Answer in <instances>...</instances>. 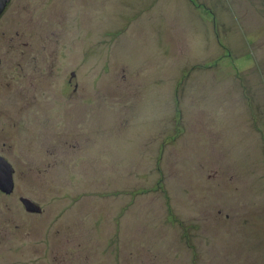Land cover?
Returning a JSON list of instances; mask_svg holds the SVG:
<instances>
[{
	"label": "rangeland",
	"instance_id": "rangeland-1",
	"mask_svg": "<svg viewBox=\"0 0 264 264\" xmlns=\"http://www.w3.org/2000/svg\"><path fill=\"white\" fill-rule=\"evenodd\" d=\"M0 155V264H264V0H10Z\"/></svg>",
	"mask_w": 264,
	"mask_h": 264
},
{
	"label": "water",
	"instance_id": "water-1",
	"mask_svg": "<svg viewBox=\"0 0 264 264\" xmlns=\"http://www.w3.org/2000/svg\"><path fill=\"white\" fill-rule=\"evenodd\" d=\"M9 1L10 0H0V15ZM13 172L14 170L10 164L0 157V191L5 194H10L13 191ZM20 202L27 213H39L41 211L39 205L28 198H20Z\"/></svg>",
	"mask_w": 264,
	"mask_h": 264
},
{
	"label": "flooded vegetation",
	"instance_id": "flooded-vegetation-1",
	"mask_svg": "<svg viewBox=\"0 0 264 264\" xmlns=\"http://www.w3.org/2000/svg\"><path fill=\"white\" fill-rule=\"evenodd\" d=\"M7 6V5H6ZM6 8V7H5ZM0 157L2 158V156L0 155Z\"/></svg>",
	"mask_w": 264,
	"mask_h": 264
}]
</instances>
